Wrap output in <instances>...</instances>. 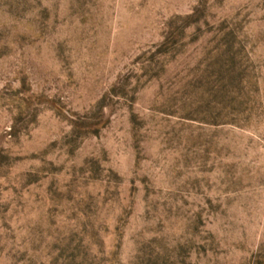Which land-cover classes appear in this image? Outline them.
<instances>
[{"label":"rangeland","instance_id":"1","mask_svg":"<svg viewBox=\"0 0 264 264\" xmlns=\"http://www.w3.org/2000/svg\"><path fill=\"white\" fill-rule=\"evenodd\" d=\"M0 264H264V0H0Z\"/></svg>","mask_w":264,"mask_h":264}]
</instances>
